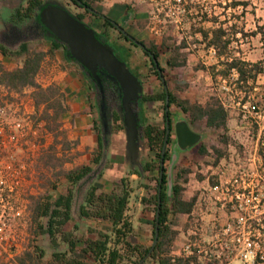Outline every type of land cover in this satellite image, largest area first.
I'll return each mask as SVG.
<instances>
[{"label":"trees","instance_id":"obj_1","mask_svg":"<svg viewBox=\"0 0 264 264\" xmlns=\"http://www.w3.org/2000/svg\"><path fill=\"white\" fill-rule=\"evenodd\" d=\"M41 0H30L28 12L32 13L33 7L40 3ZM264 2V0H263ZM187 15V21L190 25H204V22H210L214 27L205 29H196L203 39L206 41L205 47L213 48L217 62L208 65L205 68L213 81L220 76L226 80L231 88L229 92H240L241 96L237 97L239 108L242 112L252 111L255 116L264 117V82L259 83V77H264V20L256 24V29L251 31L252 35H259L262 46V57L256 61L245 59L241 55H236L232 50L230 34L235 32L227 31L222 25H238L231 16L233 12L240 11L242 15L246 13L250 6H253V0H212L209 5L201 4L196 0H177L173 1ZM128 8H131L127 4ZM264 8V7H263ZM210 14H208V10ZM224 14V18L220 19L219 13ZM230 14L228 15L227 14ZM237 15V18L241 17ZM244 23V21H242ZM194 30L193 32L195 33ZM242 35H246L241 31ZM43 41H49L46 50L38 46V41H25L19 45L17 50H11L0 43V53L3 56L22 58L21 63H15L12 67L6 68L0 61V85L15 92H22L24 88H31V97L34 102L37 119L44 122L47 131L52 135V142L46 151L38 159V167L44 171L41 173V186L43 191L37 195L30 196L29 212H30V230L35 236L47 234L50 242L55 247L51 252L49 259L44 260V249L41 246L33 245L35 236L31 243L15 257L18 264H93L86 260L88 257L96 264H120L127 260H132L130 256H135L133 264L144 256L150 246L144 247L139 244H132L127 237L131 231V224L127 218L126 211L131 190L125 178H121L119 184L113 183L112 188L108 191H98L96 184H90L85 195L84 203L80 208V216L84 220L98 219L111 222V232H98L95 238L87 237L82 240V245L77 250L78 239L71 230H66L65 225L72 219L71 204L73 193L68 190L66 193L50 192L49 184L56 188L55 181L65 178L70 185H75L82 177L87 175L92 167L89 164L75 165L66 167L67 162H71L67 151L73 146L62 128L61 116L66 112L67 105L65 96L60 91L58 85L51 83L43 86L37 81L42 63L45 58L52 57L56 49L63 47L64 59L77 66L78 63L73 57L67 54V49L63 43L58 41L56 37H48L43 35ZM185 41L181 45H175L168 49V55L165 64L169 68L181 66L186 62V55L181 53V49L185 48ZM150 48L154 54L155 60L158 58L156 44L151 42ZM154 60V59H152ZM153 65V64H152ZM164 75L165 69L161 67ZM233 72L236 77H233ZM86 80L92 77L82 70ZM157 78L161 81V88L149 93H144L141 103L155 102L162 103L165 109L166 91L169 92V104H175L188 117L190 122L203 120L205 125L213 129H223V133L219 135L218 141L223 145L228 144V108L217 95L208 96L205 101L192 102L188 98L182 97L177 91L171 89L165 80L162 82L160 75L155 71ZM101 75V74H99ZM94 82V81H93ZM90 85V84H89ZM90 87V86H89ZM254 91V93H252ZM254 94V95H253ZM247 107H249L247 109ZM241 116V112L239 113ZM143 129L142 137L144 145L149 151V159L143 165V172L150 174L145 176L150 181H155L153 192L147 191L146 195L141 197L143 204L149 207L154 214V223L152 236L154 238L155 214L157 211L158 199L161 200L159 210L158 239L152 250L151 257L157 264H191L192 257H181L171 255L173 242L177 237L178 231L173 228L177 223V217L189 214L192 211L195 197L186 198L183 195L184 187L180 183L187 181L189 169L187 167L178 170L173 179L170 193L167 190L166 174L163 173L160 180L159 170L168 159V152L162 155L163 141L166 132L165 118L162 124L150 122L142 115ZM94 131L97 136L96 152L93 154L92 163L97 164L103 154V129L100 119H95L93 124ZM118 131H124L121 121V113L114 111L111 117V135ZM215 162H218L224 154V150L218 146H212ZM264 151V147L260 148ZM201 155L208 154L204 145L199 149ZM262 153V152H261ZM165 169H163L164 171ZM131 174H136L139 178H143V173L139 169H130ZM157 172V174H153ZM148 187V185H145ZM63 243V247L61 244ZM60 247V248H59ZM83 258H79V257ZM132 262V261H131Z\"/></svg>","mask_w":264,"mask_h":264},{"label":"rangeland","instance_id":"obj_2","mask_svg":"<svg viewBox=\"0 0 264 264\" xmlns=\"http://www.w3.org/2000/svg\"><path fill=\"white\" fill-rule=\"evenodd\" d=\"M173 1L177 0H99L97 5L101 11L107 12L113 17H117L124 10L126 4L130 5L134 9V14L129 22L128 31L139 40L148 44H151V42L156 44V50L160 54V62L165 68L164 77L169 87L192 102L205 101L208 96L217 95L221 97L229 110L227 123L229 142L226 145L218 141L219 135L223 133V129L209 128L203 120L192 122V127L196 131L203 133L204 136L194 148L179 155L173 171V173H176L185 167L189 169L187 181L183 182L182 179L179 180L184 187L183 195L187 198L191 194L200 195V188L205 186L203 178L206 175H211L213 172H220L223 163L227 164L229 162L230 159L228 157L230 155L237 152L243 154V149L246 153L253 151L256 139H254L252 134L256 135L260 133L264 137V117L255 116V113L251 110L242 112V108H239L240 106L237 102V97L241 96L240 92H229L231 88L228 86V82L220 76L215 81L212 80L209 72L203 67L216 63L217 58L210 48L207 49L205 47L206 41L196 29L200 27L208 29L214 27V25H211L210 22H204V25H190L185 12L178 5L174 4ZM196 1L207 6L209 5L207 3H210L212 0ZM70 7L73 9L72 6ZM263 7V0H253V6H250L244 15L239 10L232 13L231 18L238 25H222L224 28H228L227 31H236L235 35L230 34L232 40L230 46L232 50L236 55H241L250 61H256L262 57L260 36L252 35L251 31L256 29L257 23H261L264 20ZM207 11L210 14L209 9ZM219 11L217 10L216 12L219 13ZM240 14L241 17L237 18V15ZM224 16V14L219 13L220 19H223ZM99 22V20L93 22L97 28H99ZM194 30H196L195 33L193 32ZM241 31H244L246 35H242ZM109 36L114 38L116 33L111 31ZM183 41H185L186 47L181 49V53L186 55L185 64L169 68L165 64V57L168 55L167 47L172 48L175 45H181ZM37 44L42 47L45 45V42L39 40ZM114 46L130 70L135 74L139 72L144 83L143 93H149L161 88V81L148 68L149 61L139 47L130 45L129 42L124 40H115ZM12 58L15 59V62L10 63L9 67L22 61V58ZM235 75L232 74L233 77H236ZM261 82H264L263 76L259 77V83ZM96 94L94 90L90 89V95L94 103V115L99 119ZM170 110L172 112L179 111L175 105H172ZM142 111L150 122L162 124L164 111L162 103L145 102L142 105ZM240 112L241 116H239ZM250 120L253 121V125L250 124ZM67 131L71 132L73 129L67 127ZM70 141L74 144L67 153L70 156L72 155V160L71 162H67L65 166L72 167L75 165L89 164L92 169H95L98 164L92 163L93 155L82 157L84 152H80L77 149V139L72 137ZM202 145L206 147L208 154L201 155L199 153ZM213 145L222 148L224 150L223 156H225V159L216 168H214L217 164H215L216 162L213 156ZM124 148V131H118L111 135L109 153L104 159L102 166L85 183L83 181L88 175L93 174V172L82 177L75 185H70L65 178H60L55 181L56 188H52L53 186L51 184L47 185L49 186L50 192L66 193L68 190H71L73 193L71 207L72 219L64 228L73 231L77 237V250L80 249L83 239L87 237L95 238L98 232H111L110 221L98 219L84 220L80 216V208L84 203L89 185L93 183L98 187V191H108L112 188L113 183L119 184L121 178L126 179L128 188L131 190L126 211L127 218L131 224V231L127 239L132 244H139L144 247L150 246L153 242L154 214L149 208L151 206L142 203L141 197L146 195L147 191H154L153 186L155 181L139 178L136 174H131L129 166L124 161ZM168 163V161L165 162V168H167ZM208 166H213L212 170L207 168ZM200 169H202V172H199ZM206 169H208L207 174H203L206 172ZM153 174L155 175L156 172ZM145 176L149 177L150 174H145ZM211 180L213 179L211 178ZM259 181L261 182L260 178ZM145 185H148V187ZM213 211H215L214 206L210 210L203 209L201 213L195 209L192 215L185 214L177 217V223L173 225V228L178 231V234L173 242L171 255H173L174 251L182 243L189 241L193 237L192 235H194L193 233L196 231V227H200V223L202 227L209 224V213H213ZM199 215L203 217L202 221L199 219ZM28 231L30 237L23 243L24 247H27L35 236L30 230V226L28 227ZM60 244L61 247L64 246L63 243ZM33 245L41 246L44 249V260L49 259L52 250L55 249L45 233L41 236H35ZM130 258L132 260H127L120 264H133L136 257L131 255ZM87 260L96 264L89 257ZM143 264H157V262L153 258H147Z\"/></svg>","mask_w":264,"mask_h":264},{"label":"built area","instance_id":"obj_3","mask_svg":"<svg viewBox=\"0 0 264 264\" xmlns=\"http://www.w3.org/2000/svg\"><path fill=\"white\" fill-rule=\"evenodd\" d=\"M252 136L256 139L253 151L230 155L220 172L203 178L200 195L187 197H195L187 215L213 206L215 211L209 213V224L202 227L200 223L173 256L192 257L191 264H264V151H260L264 137ZM51 138L44 122L37 119L30 92L0 85V257L6 254L10 259L25 249L23 243L30 237V196L43 191L44 170L37 166L38 159Z\"/></svg>","mask_w":264,"mask_h":264},{"label":"water","instance_id":"obj_4","mask_svg":"<svg viewBox=\"0 0 264 264\" xmlns=\"http://www.w3.org/2000/svg\"><path fill=\"white\" fill-rule=\"evenodd\" d=\"M34 18L46 29V35L48 37L55 36L58 41L63 43L64 47L67 49V54L73 57L82 68H86L90 73H95V77H98L97 71L101 69L107 74V77L111 81L117 84L121 101V121L125 134L124 161L131 169H142L143 165L140 157L145 154V149L142 145L143 122L139 116V112L136 110V106L139 104L143 94V85L140 78L132 73L126 62L115 54L113 46L101 42L96 36L95 30L78 20L62 3L56 0H50L39 4L38 11L34 13ZM133 41L138 43L136 39ZM151 56L155 61L154 55L152 54ZM158 72L160 79L164 82L161 68H158ZM165 91V111L167 112L169 92L166 87ZM165 126L166 132L163 141L162 155H164L171 128L168 114H166ZM175 133L176 141L168 166V193H170L172 188L173 166L178 159L179 150H184L188 146L192 147L196 145L204 136L203 133L194 131L190 128L183 114H181L175 122ZM110 139L111 123L108 119L103 126L102 140L104 152L102 159L95 169H93V174L88 175L83 183L96 174L102 166L104 159L109 153L108 143ZM176 147L179 150H177ZM162 175L163 171L161 169L160 180L162 179ZM160 203L161 200L158 199L157 211L155 214L154 238L145 257L150 255L158 239ZM54 250L55 249H53L52 252ZM141 261L137 264H140Z\"/></svg>","mask_w":264,"mask_h":264},{"label":"flooded vegetation","instance_id":"obj_5","mask_svg":"<svg viewBox=\"0 0 264 264\" xmlns=\"http://www.w3.org/2000/svg\"><path fill=\"white\" fill-rule=\"evenodd\" d=\"M29 1L30 0H0V43L3 44L4 46H6L7 48L11 49V50H17L19 48V45L22 42H25V41L36 42V41L42 40L43 35H46V29L42 26V24L40 22H38V20H36L34 18V13L38 11V5L39 4H42V3L50 1V0H41L39 4H37L35 7H33L32 13H29L28 9H27L28 5H29ZM56 1L62 3L66 7V9L69 10L78 20L82 21L89 28L94 29L96 32V36L99 38V40L103 43H108L111 46H113L115 54L118 57H120L122 60H124V59L119 55V53L116 51V48L114 46L115 40H124L126 42H129L130 45H133L135 47H139L141 49V52L143 53V55L148 59V61H149L148 68L153 73H155V71L158 72V68H161V67L164 68L160 62L159 52L156 50L157 54H158V58H157V60H155L156 61L155 62L154 60H152L153 58L151 55L153 53H152V49L150 48V44H148L142 40L137 39L134 35H132L128 31L129 22L132 19V16L134 14V9L132 7L128 8L127 4H126L124 10L117 17H113L109 13L103 12L98 8L97 2L99 0H56ZM70 6H72L73 9H75V10H73ZM96 20L100 21L99 22V28H97L93 23ZM111 31H114L116 33V36L114 38L109 36ZM134 39H136L138 41V43H135L133 41ZM44 41H46V40H44ZM165 59H166V57H165ZM78 65H79V63H78ZM79 67L81 68V70H85L86 74L91 76L93 79V80H91L92 82H90V80L89 81L87 80V83H88V85L90 84L89 88L94 90L97 93L96 94L97 108H98V113H99V119L102 123V129H103V126L107 122L108 119L110 120V123H111V117H112L114 111H118L119 113H121V101H120V94H119L118 86L116 83L111 81L107 77V74L105 72H103L101 69H98V71H97L98 77H95V75H94L95 73H90L86 68H82L80 65H79ZM99 74H101V75H99ZM161 74H162V72H161ZM135 75H137L140 78L141 83L143 85L144 83L140 77L139 72H136ZM162 76L164 77L163 74H162ZM164 81H165V77H164ZM141 98H142V96H141ZM141 98H140L139 104L136 106V110L139 112V116L142 119V115L144 116V114L142 111V105L143 104L141 103ZM165 105H166V103H165ZM172 105H175V104H169V101H168V105H167L168 111L166 112L165 109L163 111V117L165 118V122H166V114H168V117L170 120V126H171L169 137H168V142H167L166 149H165V151H167L168 155H169L168 159L165 162L168 161L169 163H170V159H171V155H172L173 146H174L175 141H176L175 122H176L177 118L180 117L181 114L184 115V113L176 105L175 106L179 111L172 112L170 110ZM165 108H166V106H165ZM184 117L188 121L190 128L192 130L196 131L192 127V122H190V120L185 115H184ZM142 145L145 149V154L140 157V160L142 161V165H144V163L149 159V157H148L149 151L146 148V146L144 145V139H143ZM196 145H194L192 147L188 146L184 150H179L177 147H176V149L179 150V155H181L182 153L190 150L191 148H194ZM179 155H178V158H179ZM101 159H102V157H101ZM99 162L97 164H99ZM165 162L161 163L160 166H162V167L160 168V170L162 169V171H163V169H165L163 171V173L166 174L167 190H168V166H169V163L167 165V168H165L164 167ZM176 162H175V164H176ZM175 164L173 166V171L175 169ZM139 170L142 171V173L144 174L143 178H145V174H148V173L143 172V168L139 169ZM160 170H159V176H160ZM90 172H93V169ZM156 174H157V172H156ZM87 175H85V176H87ZM174 175H175V173H173L172 182L174 179ZM71 207H72V204H71ZM151 253H150V255L145 257V255L147 254L146 253L144 256H142L139 259L138 262H140L142 260L140 264H143L147 258H152Z\"/></svg>","mask_w":264,"mask_h":264},{"label":"crops","instance_id":"obj_6","mask_svg":"<svg viewBox=\"0 0 264 264\" xmlns=\"http://www.w3.org/2000/svg\"><path fill=\"white\" fill-rule=\"evenodd\" d=\"M44 42L45 45L42 48L46 50L49 41ZM0 61L6 68H10L9 64L15 62V59L0 53ZM36 79L43 86L51 83L59 86L60 91L65 96L68 108L61 116L62 128L65 130L67 138L69 140L72 137L77 139V149L84 152L82 157L95 154L97 136L93 128L96 119L93 111L94 103L81 68L66 61L63 47H60L55 50L52 57L47 56L45 58ZM23 90L31 93V88H24ZM67 127L72 128L73 131L68 132ZM22 251L15 253L10 259H6L7 255L5 254L4 257H0V264H18L15 257Z\"/></svg>","mask_w":264,"mask_h":264}]
</instances>
